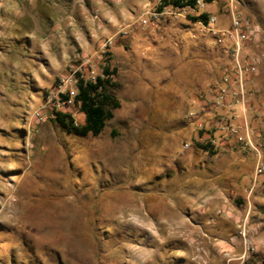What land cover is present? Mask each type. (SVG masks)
I'll use <instances>...</instances> for the list:
<instances>
[{
  "label": "rangeland",
  "instance_id": "rangeland-1",
  "mask_svg": "<svg viewBox=\"0 0 264 264\" xmlns=\"http://www.w3.org/2000/svg\"><path fill=\"white\" fill-rule=\"evenodd\" d=\"M142 1L149 3L144 13L125 20L118 10L120 17L86 54L104 74L109 69L110 91L121 102L98 136L63 128L44 107L48 90L82 55L49 87L20 74L21 64H0V264H264V173L256 175L255 154L235 140L238 149H204L202 133L186 119L230 64L199 23L210 14L164 13L144 25L143 18L174 5ZM36 2L0 0V60L16 62L11 38L35 23ZM254 2L215 0L217 25L230 26L234 14L254 20ZM109 39L102 53L99 44ZM262 64L254 106L264 100ZM19 92L24 104L16 107ZM61 111L84 124L76 99ZM248 120L262 125L253 112ZM242 228L254 250L247 251ZM223 238L231 248L216 244Z\"/></svg>",
  "mask_w": 264,
  "mask_h": 264
},
{
  "label": "built area",
  "instance_id": "built-area-1",
  "mask_svg": "<svg viewBox=\"0 0 264 264\" xmlns=\"http://www.w3.org/2000/svg\"><path fill=\"white\" fill-rule=\"evenodd\" d=\"M206 0H196L195 5H174L172 9L159 13H152V19L143 18L144 25H154L159 15L170 13L179 16L198 15V9L206 5ZM202 29L211 34L218 45L223 47V54L230 60L223 70L221 84L203 101L196 102L186 119L193 123L202 133L198 137L199 145L220 148L231 140L252 150L256 157V175L264 173V100L254 106L253 101L258 99L260 88L257 87V76L264 63V30L248 19L233 15L232 23L228 27L217 25L215 14L208 15L207 22L200 19ZM112 40L102 44V53L108 50ZM253 45L255 50L249 48ZM100 54V53H99ZM98 54V57L101 55ZM79 63L72 66L71 72L60 77L58 84L48 90L44 107L56 114L65 107L74 104L80 92V82H96L97 78L105 77L98 65L97 58L82 55ZM253 112L262 118L260 128L252 127L248 114ZM215 114L213 121L208 116ZM36 116L42 120L43 115L37 112ZM218 133V134H217ZM190 148L189 143L185 144ZM242 147V146H241ZM239 235L247 251L254 250L251 241L242 228ZM264 246V238L260 241ZM245 257V255H243Z\"/></svg>",
  "mask_w": 264,
  "mask_h": 264
},
{
  "label": "crops",
  "instance_id": "crops-1",
  "mask_svg": "<svg viewBox=\"0 0 264 264\" xmlns=\"http://www.w3.org/2000/svg\"><path fill=\"white\" fill-rule=\"evenodd\" d=\"M124 1L115 5L98 0L83 4L76 0H62V2L37 0L34 12L30 16V20L35 23L29 30L21 31L11 38L14 46L13 48L9 46V49L20 54L15 58L16 62L12 63L8 59L0 60V64H7L11 67H15L13 64H21L20 74H27L29 79L36 82L37 87L51 86L54 84L55 78L68 69L76 55H86L96 48V44L99 42L97 43L95 39L102 37L112 25L111 23L114 24L120 17L118 10L121 12V19L127 20L136 12L144 13L149 6L148 2L142 0ZM256 1L255 6L258 14L255 13L254 20H249L258 23L264 30V16L260 14L262 11L264 12V0ZM247 2L255 3L254 0H247ZM89 11L97 12L96 18L90 15ZM215 11H217V4L215 0H212L207 2L204 7H200L198 14H215ZM223 19L224 17L219 19L221 26L226 25V19ZM95 21L98 22V30L95 29ZM36 95L37 93L31 94L32 97H37ZM23 97L24 94L19 92L16 97V107L18 104L20 106L24 104ZM9 110L13 112L16 110L15 106L13 105ZM235 146L238 145L228 142L224 148L226 147L228 150L239 148ZM193 177L196 180L197 173L193 174ZM216 244L221 245L222 248H231L227 246L228 243L224 238L219 239ZM217 248L220 249V246Z\"/></svg>",
  "mask_w": 264,
  "mask_h": 264
},
{
  "label": "trees",
  "instance_id": "trees-1",
  "mask_svg": "<svg viewBox=\"0 0 264 264\" xmlns=\"http://www.w3.org/2000/svg\"><path fill=\"white\" fill-rule=\"evenodd\" d=\"M206 1L211 2L212 0ZM164 3L193 6L196 0H164ZM201 18L206 19L207 14H202ZM105 74H109L108 68H106ZM110 85V78L100 76L96 82H80V92L76 97V102L80 104L81 111L84 113L85 122L83 125H75L73 116L63 111L56 113V120L63 128L69 131H75L81 135L89 133L93 136L100 135L106 126V121L113 118L114 109L121 107L119 98L110 91ZM201 147L208 149V145Z\"/></svg>",
  "mask_w": 264,
  "mask_h": 264
}]
</instances>
